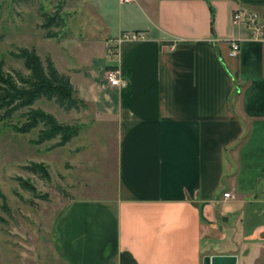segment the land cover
I'll use <instances>...</instances> for the list:
<instances>
[{
    "label": "crops",
    "instance_id": "1",
    "mask_svg": "<svg viewBox=\"0 0 264 264\" xmlns=\"http://www.w3.org/2000/svg\"><path fill=\"white\" fill-rule=\"evenodd\" d=\"M131 3L130 27L104 42L146 38L116 46L120 86L97 81L116 127L110 180L56 217L46 264H264V42L234 21L264 18V0Z\"/></svg>",
    "mask_w": 264,
    "mask_h": 264
},
{
    "label": "rangeland",
    "instance_id": "2",
    "mask_svg": "<svg viewBox=\"0 0 264 264\" xmlns=\"http://www.w3.org/2000/svg\"><path fill=\"white\" fill-rule=\"evenodd\" d=\"M77 1L0 0V58L5 70L28 74L12 53L35 49L45 67L49 57L59 73L70 77L82 104L79 111L69 112L54 100L41 99L33 106L60 123L80 127L78 137L64 147H56L59 139L36 145L41 127L16 133L12 126L24 123L26 109L8 120L0 113V264H46L56 217L78 192L110 180L116 127L101 117L105 96L97 81H107L116 50L104 37H115L121 25L130 27L126 16L134 4ZM62 2L69 16L65 35L46 39L39 27L41 12H53ZM33 163L43 164L49 179L30 171Z\"/></svg>",
    "mask_w": 264,
    "mask_h": 264
},
{
    "label": "trees",
    "instance_id": "3",
    "mask_svg": "<svg viewBox=\"0 0 264 264\" xmlns=\"http://www.w3.org/2000/svg\"><path fill=\"white\" fill-rule=\"evenodd\" d=\"M64 3L56 6L53 12H41L42 23L40 29L46 39L61 38L67 27L68 17L63 13ZM12 56L22 60L28 74L22 71L13 73L5 70V62L0 58V113L4 120L20 110L26 109L23 114L25 121L22 125H13L16 133L28 134L41 127L36 145L55 139L60 141L56 147H64L74 138L78 137L80 127L60 123L52 114L33 106L41 99L54 100L65 111H79L81 101L76 98V90L69 76L61 74L56 69L51 58H47L46 67L35 49L23 48ZM44 179H49V174L43 164L33 163L28 168ZM35 193L34 188L27 187Z\"/></svg>",
    "mask_w": 264,
    "mask_h": 264
},
{
    "label": "built area",
    "instance_id": "4",
    "mask_svg": "<svg viewBox=\"0 0 264 264\" xmlns=\"http://www.w3.org/2000/svg\"><path fill=\"white\" fill-rule=\"evenodd\" d=\"M122 4H129L132 0H120ZM235 23L244 22L247 28H251L256 40L264 42V18H261L258 14H241L236 13L234 15ZM146 35L143 32H122L118 39L115 41L116 46L125 42H141L145 40ZM230 55H236L240 50V45L237 41L231 42ZM107 81L112 87H118L121 85L120 72L118 70H112L107 74ZM225 198L230 197V193L224 194Z\"/></svg>",
    "mask_w": 264,
    "mask_h": 264
},
{
    "label": "water",
    "instance_id": "5",
    "mask_svg": "<svg viewBox=\"0 0 264 264\" xmlns=\"http://www.w3.org/2000/svg\"><path fill=\"white\" fill-rule=\"evenodd\" d=\"M235 258L210 257L204 258V264H233Z\"/></svg>",
    "mask_w": 264,
    "mask_h": 264
}]
</instances>
